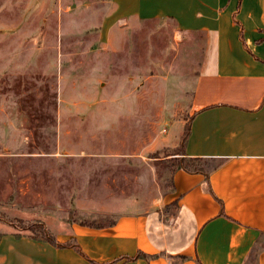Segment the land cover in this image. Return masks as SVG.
Returning a JSON list of instances; mask_svg holds the SVG:
<instances>
[{
    "label": "rangeland",
    "instance_id": "1",
    "mask_svg": "<svg viewBox=\"0 0 264 264\" xmlns=\"http://www.w3.org/2000/svg\"><path fill=\"white\" fill-rule=\"evenodd\" d=\"M111 9L110 0H0V222L31 225L7 208L94 225L173 210L181 159L171 154L207 38L171 20L115 26L105 38Z\"/></svg>",
    "mask_w": 264,
    "mask_h": 264
},
{
    "label": "crops",
    "instance_id": "2",
    "mask_svg": "<svg viewBox=\"0 0 264 264\" xmlns=\"http://www.w3.org/2000/svg\"><path fill=\"white\" fill-rule=\"evenodd\" d=\"M110 1L105 38L115 26L169 20L180 34L206 36L177 157L207 161L208 177L174 168L171 212H116L96 227L7 208L13 219L41 221L59 243L76 246L0 222V264H264V0Z\"/></svg>",
    "mask_w": 264,
    "mask_h": 264
},
{
    "label": "trees",
    "instance_id": "3",
    "mask_svg": "<svg viewBox=\"0 0 264 264\" xmlns=\"http://www.w3.org/2000/svg\"><path fill=\"white\" fill-rule=\"evenodd\" d=\"M189 131H190V127H189V123L187 125V127L185 128L184 131V135L182 138L183 143L186 141L188 135H189ZM183 145H181L180 150L175 149L172 150V156L175 155H184V149H183ZM208 162L201 160V159H186V158H181V160H178L176 162V166L175 169H183L185 171L191 172V173H203L206 174V176L208 177V172H206L205 167L207 166ZM18 221V224L23 223V220H16V222ZM11 224L13 226H17L15 224L14 221H11ZM31 225L25 227V228H21V226L16 227L18 230L20 231H25L27 232L32 238L39 240V241H44V242H48L52 245L61 247V246H68V245H75L76 246V242L75 241H70L66 244H61L57 241L55 235L53 234V232L51 231V229H49L47 227V225L41 221H36V222H30ZM84 225L87 226H91V227H96V225L94 224H90V223H85ZM2 235L0 234V239H1Z\"/></svg>",
    "mask_w": 264,
    "mask_h": 264
}]
</instances>
